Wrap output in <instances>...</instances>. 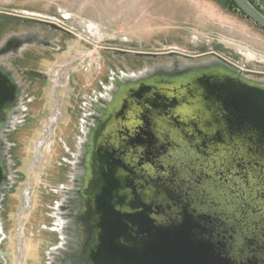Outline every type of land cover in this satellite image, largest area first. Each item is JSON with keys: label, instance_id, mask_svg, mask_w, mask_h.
Masks as SVG:
<instances>
[{"label": "water", "instance_id": "95a60500", "mask_svg": "<svg viewBox=\"0 0 264 264\" xmlns=\"http://www.w3.org/2000/svg\"><path fill=\"white\" fill-rule=\"evenodd\" d=\"M232 1L264 31V14L248 0ZM30 17L46 16H23ZM121 53L167 57L149 70L173 83L154 86L156 95L150 96L159 94L166 104L145 105L153 119L137 137L132 128L139 120L132 117L145 106H129L133 113L127 106L114 117L130 130L129 139L153 148L157 157L142 165L149 181L140 196H126L123 209L115 206H122L125 195L112 193L118 180L102 174L108 185L93 202L101 213L98 244L89 256L93 264H264V83L249 78L263 74L213 51L188 55L168 46L163 52ZM153 172L159 177L152 179ZM114 195L119 200L111 202ZM155 199L160 201L150 211L146 201ZM151 214L167 221L153 225Z\"/></svg>", "mask_w": 264, "mask_h": 264}, {"label": "flooded vegetation", "instance_id": "af4514ba", "mask_svg": "<svg viewBox=\"0 0 264 264\" xmlns=\"http://www.w3.org/2000/svg\"><path fill=\"white\" fill-rule=\"evenodd\" d=\"M41 18L43 20L0 15V32L13 22L22 26L13 28L0 38V264H14L17 260L13 244L9 242V225H13L15 229V211L25 209L22 208V203L26 202L23 199L25 196H29L30 202L32 201L29 204L31 212L26 215H29L26 221L29 219L31 224L36 221V224L30 226L33 230L28 233L29 236L44 237L43 245L45 241L49 242L48 245L45 244L46 250L42 251L43 257L34 264H93L89 256L98 244L95 232L101 214L95 213L93 202L101 187L108 185L102 174L107 172L108 178L118 180V186H115L112 193L125 195L122 206H115L118 209L124 208L128 196L141 195V185L150 178L147 168L143 166L149 167L148 162L154 161L157 156L154 157L153 148L140 145L134 138L147 128V121L153 119L145 105L155 100L166 104L161 95L150 96L156 92L154 86L168 85L169 81H173L166 76L154 75L146 65L109 68L102 76L95 75L91 69L88 82L80 87L76 84L78 86L73 88L78 90V100L75 108L70 111L68 125L71 132L53 134V131L51 135L47 134L51 126L54 125L52 130L56 128L54 118H49L53 115V109H56L52 98L46 100L52 106L46 119L47 130L37 127L36 123L46 111V108L44 110L38 106L40 103L46 105L42 88H47L43 85L49 83V73L52 75L53 71L48 67L43 72L40 67L47 66L51 53L63 49V37L70 33L53 17ZM51 20L58 26L52 27L47 23ZM39 64L43 65L38 66ZM58 67L59 73H62L65 64ZM71 71L81 74L78 69L71 68L69 72ZM249 78L264 83V77ZM56 81L58 80L54 81L55 85ZM60 86L62 87L61 84ZM133 105L145 107L138 109L141 110L139 116L135 114L132 117L138 119L139 123L132 128L135 137L129 139L130 130L126 129L125 124L118 126L114 117L119 111L123 112L127 106L128 110ZM131 107L129 110L133 113ZM55 112L58 113L56 110ZM150 126L151 123L148 128ZM33 131H36L34 138H18L19 134L26 136ZM34 144L42 147V151L48 150L49 169L53 167V170L47 171L51 173L43 176L44 181H39L38 193L31 185L24 189H19L18 186L23 178L18 169L20 158L28 147L31 152L36 153ZM156 177L159 176L153 172L152 179ZM151 183L154 184V181ZM117 200L118 196L114 195L111 202ZM157 200L160 201H146L150 211L156 207ZM126 208L128 210V206ZM138 208L142 209L141 206ZM170 212L169 210L168 214ZM165 214L164 211L161 215ZM151 216L153 225L167 221L162 217L156 218L153 214ZM136 239L139 240L138 236Z\"/></svg>", "mask_w": 264, "mask_h": 264}, {"label": "rangeland", "instance_id": "374dc122", "mask_svg": "<svg viewBox=\"0 0 264 264\" xmlns=\"http://www.w3.org/2000/svg\"><path fill=\"white\" fill-rule=\"evenodd\" d=\"M253 1L264 14V0ZM33 14L53 17L60 26L71 32L63 37V49L51 53L47 66L40 67L42 71L49 67L53 73H49V83L43 85L47 88H42L46 105L40 103L38 108H46V111L41 114V123L38 121L36 126L47 130L46 119L52 106L46 100L52 98L58 113L53 109V115L49 117L56 122L55 129L52 130L53 125L50 131L47 130L50 135L53 131V134L71 132L68 125L70 111L75 108L78 100V90L73 88L88 82L91 69L95 75L102 76L109 68H133L139 65L152 67L168 62V58L163 55L156 58L141 57L121 53L123 50L163 52L172 46L188 55L213 51L246 71L264 76V31L245 16L223 6L220 0H0L1 16L22 17ZM20 27L14 22L7 24L0 32V38L13 28ZM61 64H65V67L59 73L58 66ZM71 68L80 70L81 74L69 72ZM55 80H58L57 85ZM35 133H27L26 136L19 134L18 138H34ZM34 147L37 148L36 153L28 147L20 158L18 169L23 178L18 186L24 189L31 185L38 193L39 181H44L43 176L51 173L47 171L53 170V167L49 169L48 150L42 151V147L35 144ZM23 199L26 200L22 203L25 209L15 211V229L9 225V242L13 244L17 258L14 264H34L43 257L42 251L46 250L45 244L49 242L45 241L43 245L44 237L29 236L28 233L33 230L30 226L36 224V221L33 224L28 222L29 215H26L31 212L29 204L32 201L29 196Z\"/></svg>", "mask_w": 264, "mask_h": 264}, {"label": "trees", "instance_id": "16d2710c", "mask_svg": "<svg viewBox=\"0 0 264 264\" xmlns=\"http://www.w3.org/2000/svg\"><path fill=\"white\" fill-rule=\"evenodd\" d=\"M251 4H253L262 14L263 12L260 10V8L255 4V2L253 0H248ZM220 3L223 6H226L227 8H230L232 10H235L237 13H239L240 15L244 16L242 12H240L237 9V6L235 5V3L232 0H220Z\"/></svg>", "mask_w": 264, "mask_h": 264}]
</instances>
